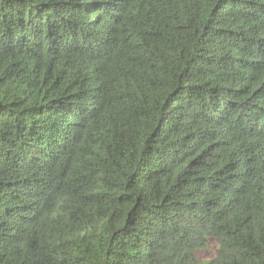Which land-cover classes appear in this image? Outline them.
<instances>
[{
    "label": "trees",
    "instance_id": "trees-1",
    "mask_svg": "<svg viewBox=\"0 0 264 264\" xmlns=\"http://www.w3.org/2000/svg\"><path fill=\"white\" fill-rule=\"evenodd\" d=\"M0 264H264V0H0Z\"/></svg>",
    "mask_w": 264,
    "mask_h": 264
},
{
    "label": "rangeland",
    "instance_id": "rangeland-1",
    "mask_svg": "<svg viewBox=\"0 0 264 264\" xmlns=\"http://www.w3.org/2000/svg\"><path fill=\"white\" fill-rule=\"evenodd\" d=\"M218 256V244L215 240H210L208 246L203 251L198 252V258L202 262L213 260Z\"/></svg>",
    "mask_w": 264,
    "mask_h": 264
}]
</instances>
